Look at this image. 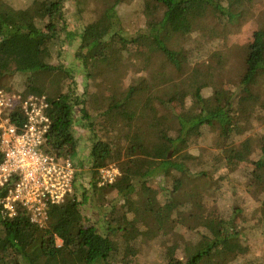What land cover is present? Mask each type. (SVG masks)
I'll use <instances>...</instances> for the list:
<instances>
[{"label":"trees","instance_id":"16d2710c","mask_svg":"<svg viewBox=\"0 0 264 264\" xmlns=\"http://www.w3.org/2000/svg\"><path fill=\"white\" fill-rule=\"evenodd\" d=\"M67 1L0 0V88L47 96L51 124L45 150L77 168L73 194L63 204L48 205L44 227L32 222L21 205L9 217L1 202L7 189L0 188V264H237L248 250L237 223L248 198L263 215L255 223L264 239V149L253 172L243 170L234 186H228L229 178H216V172L222 168L219 160L245 157L242 148L228 144L264 110V97L251 91L264 77V29L234 42L233 62L227 49L213 46L184 77L151 92L134 85L143 76L121 77L123 98L107 107L87 80L96 78L99 61H126V74L129 67L141 68L151 77L162 67L181 69V60L191 54L169 49L164 39L202 50L211 38L191 29L196 9L210 6L217 13V39L225 33L237 36L254 15L251 7L264 0H155L152 17L133 33L115 12L122 0H109L80 50L84 85L64 57L77 44L66 33ZM216 58L228 66L221 72L220 90L212 92L209 68ZM188 89L192 100L178 109L176 100ZM132 99L148 112L144 133L134 131ZM113 119L124 125L115 126ZM77 124L89 134L78 135ZM108 166L119 176L98 187L99 170ZM86 167L89 185L79 180ZM87 187L97 195L106 192L100 193L106 203L96 221L85 216ZM208 215L218 225L216 235L203 222ZM182 218L191 226L179 225Z\"/></svg>","mask_w":264,"mask_h":264},{"label":"rangeland","instance_id":"374dc122","mask_svg":"<svg viewBox=\"0 0 264 264\" xmlns=\"http://www.w3.org/2000/svg\"><path fill=\"white\" fill-rule=\"evenodd\" d=\"M17 4H23L26 0H12ZM109 0H68L66 3V13L68 15L67 23L68 29L66 33L76 41V47L68 48V51L64 54L66 64L73 68L74 75L78 76L80 79L81 66L84 65L83 59L81 58V48L86 46L90 41V36L87 33L88 29L94 28L97 26L99 19L103 15L106 4ZM155 0H143V3L138 2V0H122L115 8V12L118 14V17L125 20L126 24L129 25L128 32L133 33L136 27L139 25L145 24L152 17L153 5ZM109 5V4H108ZM253 5V4H252ZM251 5V6H252ZM3 7L0 6V11ZM251 13L254 15L250 20H248L243 26L241 32L237 35H229L225 33L219 38H215L216 32L213 28L214 24L217 22V13L210 7L204 6L196 9L193 15L190 17V26L194 31L205 32L210 34V42L206 46H203V49H197L193 44L184 45L181 44L177 39H168L165 38L167 46L171 50L175 51H184L190 53L191 57L187 59H182L181 69H175L169 66L162 67L156 76L151 77L146 72L142 71L141 68L137 72L133 71L129 67V74L124 72L126 70V61H109V62H98L96 63V78L87 80V83L90 86H93L95 95H98L101 104L105 107L109 106L115 101L121 100L123 98L122 85L125 83L124 79L121 77L129 76L131 79L135 80L136 76H143L142 81L134 82L136 87L151 92L154 89L166 85L170 82L177 81L186 75V71L191 69L192 62L197 63L200 59H206L208 53L210 52L211 47L215 46L220 49H227L230 56V63L234 61L236 57V52L234 51V42L238 38L244 40L249 39L253 32L257 30L264 29V5L255 4L254 9L251 7ZM137 13V15H136ZM217 34L221 33L217 30ZM200 44L203 42L201 39H197ZM129 60H135L133 56H129ZM128 60V61H129ZM228 65H226L227 67ZM224 65H221L218 58L212 63L209 68L210 80L209 86L212 92L220 90L223 81L222 70L226 68ZM82 71V70H81ZM83 72V71H82ZM122 75V76H121ZM82 85L85 84V80H82ZM251 91L254 93H259L264 97V77H261L255 84L251 86ZM194 92L191 89L184 90L176 100V106L180 109L182 106L187 105L190 100H192ZM93 97V96H92ZM129 109L136 113V119L134 120V131L144 133L148 126L149 115L142 107L141 104L135 102L134 99L131 100L129 104ZM91 114V113H90ZM100 121V120H99ZM113 124L115 126H123L124 123L120 119H113ZM250 128L234 137L232 144L228 146H234L242 148L245 152V157L238 161L234 162L230 159H221L218 161L219 165L223 168H220L216 172V178L224 176L229 178L231 181L228 186H234L236 181L241 177L242 171L246 170L249 173L253 172V162L261 158L262 151L264 149V110H258L253 118L252 122L248 124ZM76 131L79 135L89 134L87 131L83 130L79 124L76 125ZM204 147H207L204 145ZM216 147H212L211 151H216ZM219 152V150H218ZM189 154V153H188ZM218 166V164H217ZM114 167V166H113ZM80 181L91 183V173L90 169L86 167L81 172ZM90 182V183H89ZM225 182V181H224ZM87 185V186H88ZM227 189L228 187L225 186ZM106 193V192H100ZM95 194V192L87 187V197L88 200L84 205L86 209L85 216L87 219L97 220L102 204H105L106 201L102 199V194ZM152 203H156V198H151ZM244 208V218H239L238 225H240V230L246 236L248 240V250L246 253L240 255L237 260V264H246L249 259H258L264 261V239L262 238L261 232L256 225V216L259 215L263 217L261 211L256 213L259 209L258 204L253 201L251 198H248ZM214 212L213 210L211 211ZM204 224L209 229L210 233L213 235L217 234L218 225L214 221L212 215H208L204 219ZM179 225L185 227L191 226L189 219H179ZM58 245H61L60 241H57Z\"/></svg>","mask_w":264,"mask_h":264},{"label":"built area","instance_id":"2783aa9c","mask_svg":"<svg viewBox=\"0 0 264 264\" xmlns=\"http://www.w3.org/2000/svg\"><path fill=\"white\" fill-rule=\"evenodd\" d=\"M49 109L45 95L0 88V188L7 189L2 206L12 217L21 205L30 220L43 227L48 205L63 204L73 194L77 171L72 160L45 150ZM118 176L113 166L101 168L98 187L112 184Z\"/></svg>","mask_w":264,"mask_h":264}]
</instances>
